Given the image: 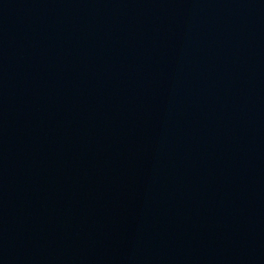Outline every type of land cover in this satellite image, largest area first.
Segmentation results:
<instances>
[{
    "label": "water",
    "instance_id": "obj_1",
    "mask_svg": "<svg viewBox=\"0 0 264 264\" xmlns=\"http://www.w3.org/2000/svg\"><path fill=\"white\" fill-rule=\"evenodd\" d=\"M0 264H264V0H0Z\"/></svg>",
    "mask_w": 264,
    "mask_h": 264
}]
</instances>
